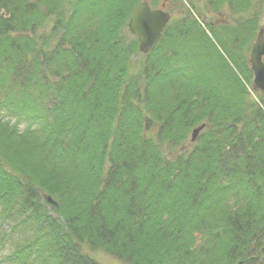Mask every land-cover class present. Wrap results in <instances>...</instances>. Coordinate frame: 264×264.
Masks as SVG:
<instances>
[{"label": "trees", "instance_id": "obj_1", "mask_svg": "<svg viewBox=\"0 0 264 264\" xmlns=\"http://www.w3.org/2000/svg\"><path fill=\"white\" fill-rule=\"evenodd\" d=\"M174 1L186 14L134 70L128 21L144 0H0V264H99L85 248L264 264V98H249L244 53L261 0H206L237 15L219 29Z\"/></svg>", "mask_w": 264, "mask_h": 264}, {"label": "rangeland", "instance_id": "obj_2", "mask_svg": "<svg viewBox=\"0 0 264 264\" xmlns=\"http://www.w3.org/2000/svg\"><path fill=\"white\" fill-rule=\"evenodd\" d=\"M150 0H144V2H147L149 4ZM162 4H164V8H162ZM182 6L179 4H177V2H175L174 0H160L159 4L156 7H153L151 4H149L150 7L155 8V9H163V11L168 12L171 14V18L175 19L178 17H182L183 15L186 14V8L188 7V2L183 1V3H181ZM195 4H196V10H191L192 15H194L196 17V19H198V21L200 23L204 25H208V24H212L215 28H218L222 25L225 26H231L234 25V20H232V18H236L237 15H235V11L229 10L226 6H222L217 10H214L211 8V6L208 4V2L206 0H195ZM179 5V6H178ZM254 12H256L258 14L259 17V22H258V26H257V32L260 28H264V0H261V2L256 3V7L254 8ZM184 17V16H183ZM205 32L207 33V35L210 37V39L215 43V46L217 48H219L220 52L225 55L224 50L222 49L223 47L217 43L213 38V31L211 29H206ZM256 32V35H257ZM39 34L40 35H49L50 34V27L46 26L44 28H41L39 30ZM55 36H52V41L51 43L54 42ZM256 36L253 40V42L255 41ZM249 50H244L245 53V57L247 59V65L249 66ZM226 57V56H225ZM228 60V58H227ZM143 61V55H138L136 56L134 59H132L133 62V69L136 70L138 67H140L141 62ZM252 81H253V76L251 77L250 80V84L248 85L247 89H248V93H249V98L253 101V102H258L263 98V95L261 94V92L259 90H254L252 87ZM8 117L4 116L3 120H7ZM14 119H12L10 121V123H13ZM24 128V124L19 125V129L22 130ZM156 132L155 129L152 130V134L154 135ZM190 135L188 136V139L185 143L172 148L167 144H162L161 145V150L164 153V155H166L169 158H173L178 154H182L183 151L185 150H189L190 149V141H189ZM12 224L11 223H6L5 227H3V230H9L10 226ZM15 231V230H12ZM7 249L9 247V245H6ZM5 252V251H3ZM83 252L89 256H91L92 258H94L99 264H125L122 263L121 261H119L118 259H116L115 257L103 252V251H90L88 249H83Z\"/></svg>", "mask_w": 264, "mask_h": 264}, {"label": "water", "instance_id": "obj_3", "mask_svg": "<svg viewBox=\"0 0 264 264\" xmlns=\"http://www.w3.org/2000/svg\"><path fill=\"white\" fill-rule=\"evenodd\" d=\"M171 15L160 9H152L146 2L138 5L128 21V30L138 40V50L141 54H147L160 40L163 30ZM264 28H260L257 37L250 48L249 64L253 74V88L259 90L264 97ZM205 124L194 128L190 141L194 142ZM42 205L57 210L59 203L49 194L44 193L41 199Z\"/></svg>", "mask_w": 264, "mask_h": 264}]
</instances>
